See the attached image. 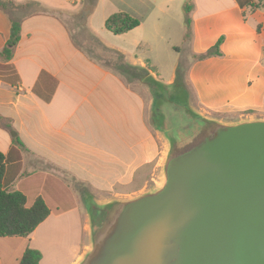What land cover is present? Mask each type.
<instances>
[{"label": "crops", "instance_id": "obj_1", "mask_svg": "<svg viewBox=\"0 0 264 264\" xmlns=\"http://www.w3.org/2000/svg\"><path fill=\"white\" fill-rule=\"evenodd\" d=\"M9 1L16 6L31 2L42 10L15 18L0 8L2 184L6 192L24 195L27 208L41 198L50 213L28 238H0V264H18L26 249L40 253L39 264H77L89 248V228L71 181L96 196L149 190L156 183V132L141 94L75 44L55 14L67 7V0ZM144 2L142 17L117 11L141 19L138 28L117 37L154 24V12L160 9L155 1ZM181 12L186 31L185 18H191L193 54L206 52L222 38L220 57L190 68L187 82L197 107L204 113L263 114L264 8L251 12L236 0H191ZM13 18L20 23V38L5 60L1 52ZM146 39L129 50V65L144 66L136 53L147 46Z\"/></svg>", "mask_w": 264, "mask_h": 264}, {"label": "water", "instance_id": "obj_2", "mask_svg": "<svg viewBox=\"0 0 264 264\" xmlns=\"http://www.w3.org/2000/svg\"><path fill=\"white\" fill-rule=\"evenodd\" d=\"M147 81L160 91L151 118L167 143L160 182L91 201L77 264H264V119L208 118L185 88Z\"/></svg>", "mask_w": 264, "mask_h": 264}, {"label": "rangeland", "instance_id": "obj_3", "mask_svg": "<svg viewBox=\"0 0 264 264\" xmlns=\"http://www.w3.org/2000/svg\"><path fill=\"white\" fill-rule=\"evenodd\" d=\"M157 3L159 11H155L153 20L155 21L151 27H147L144 31L133 32L128 36L117 37L110 34L104 28V22L107 16L116 13L120 10H127L131 13L142 17L147 13V7L144 0H67L66 8L55 11L63 23L71 33L75 44L83 50L90 58L99 62L101 65L119 73L123 77L124 82L132 89L137 90L144 98L147 106V115L150 126L156 132V140L158 144V158L156 162V177L155 185H158L161 179V164L166 154L167 143L164 137L157 131L154 121L151 118V106L153 104L154 95L160 92L157 88L147 81V78L153 79L156 82L170 85L174 72L178 68V78L184 84L187 94L189 106L195 111H201V114L226 123H235L241 120L264 119V114L257 111L252 112H219V113H204L197 107V102L194 96V88L191 89L188 79V74L193 63L192 57L195 53L191 46V29H184L183 16L181 6L189 5L191 0L186 3L185 0H148ZM76 7V8H75ZM21 9V10H19ZM9 8V12L13 13L15 18H20L30 14L33 11H40L42 8L31 7L27 9ZM191 21V18H188ZM141 20V19H140ZM180 23V24H179ZM156 24L155 28H152ZM131 32V31H130ZM129 33V32H128ZM127 34V33H126ZM146 37L147 46H142L138 49L136 56L138 62L147 70V75L140 73L137 76L122 74L114 70L117 56L114 52L124 54L126 62L131 59L129 50L137 46V42L142 41ZM102 41V42H101ZM180 69V70H179ZM150 70V71H149ZM177 74L175 75V79ZM188 81V82H187ZM193 90V91H192ZM164 97L167 94H163ZM165 104V103H164ZM150 107V110H149ZM73 187L78 197L79 203L83 207L85 219L89 228V213L88 206L91 201L105 202L112 199H130L138 194L115 195L109 197L105 195H92L90 189L78 182H72ZM153 184V183H152ZM120 197V198H119Z\"/></svg>", "mask_w": 264, "mask_h": 264}, {"label": "trees", "instance_id": "obj_4", "mask_svg": "<svg viewBox=\"0 0 264 264\" xmlns=\"http://www.w3.org/2000/svg\"><path fill=\"white\" fill-rule=\"evenodd\" d=\"M239 2L241 8L248 7L251 12L264 8V0H247L246 2ZM31 6H37L34 3H27L23 6L15 5L9 0H0V8L7 11L9 8H29ZM185 14L189 12V7L185 6ZM243 17L245 14L243 13ZM187 27H190V20L185 18ZM141 24V20L125 12H116L107 17L104 22V28L113 36L124 35L136 28ZM20 23L14 18L11 20V33L8 41L6 42L1 57L5 60H9L12 55L14 47L19 42L20 38ZM222 43L220 38L216 44L208 49L206 52L198 55H193L192 60L194 62H200L211 57H220L221 53L219 47ZM117 56L116 63H114V70L131 76H137L140 73L147 75V70L129 65L125 57L114 52ZM181 67L179 64L178 68ZM178 68L176 71L177 77L173 83L179 88H184V84L178 78ZM180 70V69H179ZM150 71V70H149ZM149 78H147L148 80ZM254 110H246L241 112H252ZM231 112V111H229ZM228 112V113H229ZM258 112V111H257ZM219 113V112H216ZM225 113V111H223ZM264 114V113H263ZM17 143H19L16 140ZM5 172V157L0 152V238H28L34 230L48 217L49 209L41 198H37L30 207H26V198L20 192H6L3 189V177ZM41 255L38 251L33 249H26L23 253L18 264H39Z\"/></svg>", "mask_w": 264, "mask_h": 264}]
</instances>
